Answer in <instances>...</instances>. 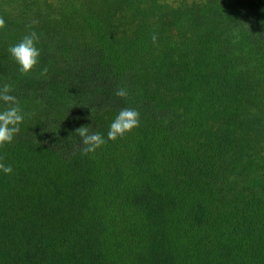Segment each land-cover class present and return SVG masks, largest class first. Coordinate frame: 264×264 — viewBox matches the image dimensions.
I'll return each instance as SVG.
<instances>
[{
  "label": "trees",
  "instance_id": "1",
  "mask_svg": "<svg viewBox=\"0 0 264 264\" xmlns=\"http://www.w3.org/2000/svg\"><path fill=\"white\" fill-rule=\"evenodd\" d=\"M0 19L25 113L0 147V264H264V0H0ZM33 30L24 75L8 48ZM122 108L139 126L107 140ZM81 126L106 143L85 154Z\"/></svg>",
  "mask_w": 264,
  "mask_h": 264
},
{
  "label": "clouds",
  "instance_id": "2",
  "mask_svg": "<svg viewBox=\"0 0 264 264\" xmlns=\"http://www.w3.org/2000/svg\"><path fill=\"white\" fill-rule=\"evenodd\" d=\"M5 27V21L0 19V29ZM155 40V37H153ZM40 35L36 31L25 33L23 38L8 48V54L19 66L22 74L27 75L32 72L40 62ZM47 70H43L44 75ZM118 97L128 95L126 89L118 88L115 92ZM140 113L133 108H122L114 117L107 131V140H115L123 137L126 132H131L139 126ZM25 120V113L21 108L19 97L15 94L12 84H0V147L12 143L16 135L21 130V124ZM76 134L81 138L85 154L95 152L106 143L104 135L98 132H91L87 126L77 128ZM13 173V167L0 162V174L8 175Z\"/></svg>",
  "mask_w": 264,
  "mask_h": 264
}]
</instances>
